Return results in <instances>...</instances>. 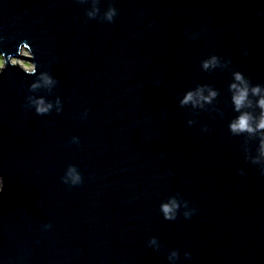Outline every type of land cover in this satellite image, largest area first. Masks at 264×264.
<instances>
[{
	"label": "water",
	"instance_id": "95a60500",
	"mask_svg": "<svg viewBox=\"0 0 264 264\" xmlns=\"http://www.w3.org/2000/svg\"><path fill=\"white\" fill-rule=\"evenodd\" d=\"M109 3L112 23L87 17L91 0H0V264H169L173 249L177 264H264V175L227 128L231 72L199 68L215 53L264 83V0H99L101 12ZM13 59L58 79L42 91L60 113L25 107L36 77ZM196 83L220 90L223 119L186 125L178 100ZM69 164L81 184L62 182ZM176 193L190 219L160 214Z\"/></svg>",
	"mask_w": 264,
	"mask_h": 264
},
{
	"label": "clouds",
	"instance_id": "9594fccd",
	"mask_svg": "<svg viewBox=\"0 0 264 264\" xmlns=\"http://www.w3.org/2000/svg\"><path fill=\"white\" fill-rule=\"evenodd\" d=\"M86 2V0H80ZM118 10L113 3H109L107 8L101 12L99 0H91V6L87 9L86 15L89 19L99 17L103 21L112 23L117 16ZM199 33H191L190 39L198 38ZM245 56L248 55V49L243 50ZM232 60L230 57H221L215 53L207 55L200 60L199 68L203 72L212 73L217 69L231 72V78L227 84L228 103L231 105L234 115L228 120L227 128L234 137H243V143L240 145L246 161L258 167L261 175H264V83H253L240 70L231 69ZM4 68V62L0 60V71ZM27 74L34 75L36 78L28 87V95L25 97V107L37 115H47L55 111L60 113L63 110V102L59 96L50 99L43 94L42 90L51 92L57 84L58 79L49 72H38V65L31 63ZM220 90L209 83H196L194 86L186 89L179 97L178 103L181 108H189L193 118L187 120L186 125L191 127L197 123L195 119L202 111L212 112L221 119L224 117V110L218 107ZM87 116V109L81 114V118ZM210 130L207 124H201L200 131L208 132ZM255 142V149L252 150L250 142ZM70 143L79 144L80 139L77 136L71 138ZM164 153H161L163 156ZM240 174L244 175V170L240 169ZM64 184L76 186L82 183L83 177L79 169L74 164H69L61 177ZM3 177L0 176V192L3 191ZM197 211L189 206V202L181 197L179 193L170 195L159 204V212L165 220L174 221L182 215L185 219H190ZM50 224L43 225L44 229L50 228ZM148 247L154 251L161 250V243L156 236H152L147 241ZM184 256L191 258V253L185 252ZM167 260L169 264H177L179 260V251L173 249L168 251Z\"/></svg>",
	"mask_w": 264,
	"mask_h": 264
},
{
	"label": "rangeland",
	"instance_id": "374dc122",
	"mask_svg": "<svg viewBox=\"0 0 264 264\" xmlns=\"http://www.w3.org/2000/svg\"><path fill=\"white\" fill-rule=\"evenodd\" d=\"M24 55L26 56H30V54L27 51L23 52ZM0 60H2L4 62V58L0 55ZM13 61L15 63L20 64L23 68H25L26 70H28L31 66V63L29 61L23 60V59H13Z\"/></svg>",
	"mask_w": 264,
	"mask_h": 264
}]
</instances>
